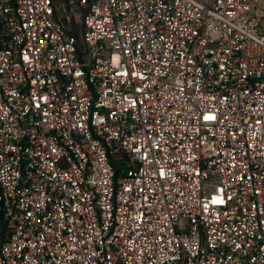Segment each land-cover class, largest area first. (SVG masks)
Here are the masks:
<instances>
[{"label": "built area", "instance_id": "obj_1", "mask_svg": "<svg viewBox=\"0 0 264 264\" xmlns=\"http://www.w3.org/2000/svg\"><path fill=\"white\" fill-rule=\"evenodd\" d=\"M0 264H264V0H0Z\"/></svg>", "mask_w": 264, "mask_h": 264}, {"label": "trees", "instance_id": "obj_2", "mask_svg": "<svg viewBox=\"0 0 264 264\" xmlns=\"http://www.w3.org/2000/svg\"><path fill=\"white\" fill-rule=\"evenodd\" d=\"M92 0H89V2H91ZM118 167H117V173H120L121 171V167H119V164L117 163Z\"/></svg>", "mask_w": 264, "mask_h": 264}]
</instances>
